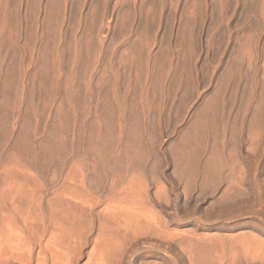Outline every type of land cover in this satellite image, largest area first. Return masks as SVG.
<instances>
[{
  "label": "rangeland",
  "instance_id": "rangeland-1",
  "mask_svg": "<svg viewBox=\"0 0 264 264\" xmlns=\"http://www.w3.org/2000/svg\"><path fill=\"white\" fill-rule=\"evenodd\" d=\"M81 159L103 199L138 174L145 213L105 201L73 264L100 222L116 264H264V0H0V215L5 177L48 197Z\"/></svg>",
  "mask_w": 264,
  "mask_h": 264
},
{
  "label": "bare ground",
  "instance_id": "bare-ground-1",
  "mask_svg": "<svg viewBox=\"0 0 264 264\" xmlns=\"http://www.w3.org/2000/svg\"><path fill=\"white\" fill-rule=\"evenodd\" d=\"M98 166L95 160L72 161L63 170L60 185L55 189L53 187L48 197L45 194L47 183L37 175L5 177L1 197L5 203L10 202L13 211L0 215V264H47L48 260L54 264H73L80 256L82 241L88 234L89 217L97 214L95 210L105 201L106 208L113 211L106 215L99 212V215L104 218L111 215L108 219L115 221L123 218L129 226H139L133 232L135 236L140 234L145 213L140 200L142 178L132 172L124 175L111 173L109 192H105L106 199H103L96 191V181L100 176ZM102 166L107 167L105 163ZM145 228L149 234L157 235L156 226ZM98 236L87 264L119 262L117 247L121 246L118 244L121 240L115 247L113 243L119 238L113 237V241L111 235L105 233L101 222ZM121 248L118 252L122 251ZM63 257H66L65 262Z\"/></svg>",
  "mask_w": 264,
  "mask_h": 264
}]
</instances>
